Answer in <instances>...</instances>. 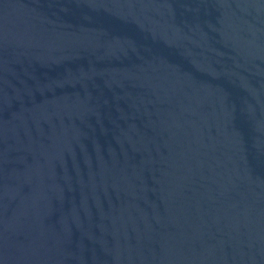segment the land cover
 Here are the masks:
<instances>
[{"label":"water","instance_id":"1","mask_svg":"<svg viewBox=\"0 0 264 264\" xmlns=\"http://www.w3.org/2000/svg\"><path fill=\"white\" fill-rule=\"evenodd\" d=\"M0 264H264V0H0Z\"/></svg>","mask_w":264,"mask_h":264}]
</instances>
